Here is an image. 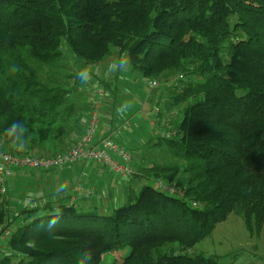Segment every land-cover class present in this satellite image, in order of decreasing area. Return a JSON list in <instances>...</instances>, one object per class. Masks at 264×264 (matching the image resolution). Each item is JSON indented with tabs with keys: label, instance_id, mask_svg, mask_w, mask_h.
<instances>
[{
	"label": "trees",
	"instance_id": "obj_1",
	"mask_svg": "<svg viewBox=\"0 0 264 264\" xmlns=\"http://www.w3.org/2000/svg\"><path fill=\"white\" fill-rule=\"evenodd\" d=\"M68 60L82 78L64 73ZM101 66L112 74L101 78ZM126 72L143 88L159 83L152 104L177 124L174 139L153 128L143 152L117 143L133 128L125 116L107 137L118 133L116 143L142 158L141 167L133 164L137 175L153 184L109 216L63 204L17 214L8 184L0 227L17 224L10 247L20 256L9 253L0 264H102L110 255L117 264H219L186 252L233 213L252 236L261 232L264 0H0V147L20 155L66 152L100 94L102 119L110 105L138 95ZM86 77L95 81L91 93ZM163 148L181 164L145 157ZM158 180L177 183L185 196L159 191Z\"/></svg>",
	"mask_w": 264,
	"mask_h": 264
},
{
	"label": "crops",
	"instance_id": "obj_2",
	"mask_svg": "<svg viewBox=\"0 0 264 264\" xmlns=\"http://www.w3.org/2000/svg\"><path fill=\"white\" fill-rule=\"evenodd\" d=\"M106 67L101 66L96 70L97 74L100 73L101 78L111 75V69L108 70ZM115 68L116 67H114V69ZM126 73L127 81H136L133 76L131 78V73ZM139 82L140 81H136L135 83L138 84ZM142 82L143 81H141V83ZM87 91L91 93V88L87 89ZM152 91L153 89L149 88L148 93H141V91H139L138 95L135 94L136 98H134V102L131 106V116L130 118L126 116V119H123L124 121L129 120L130 123H133V128L122 134L116 141L118 144L123 145L127 149H131L128 147V145L134 143L136 140L135 136H140L137 132L142 130L143 124H146V126L151 128V130L153 129L152 125L149 123V121H147L149 119L147 115L155 109V104H152ZM130 105L131 103L129 102H122L119 105L116 104L113 106L110 105V110L107 111L105 115H103V125L98 139L107 138L112 134L119 123L123 122L121 118H124V109L126 106ZM143 115L144 120L142 119ZM146 118L147 120L145 121ZM142 121H144V123L141 124ZM86 123L87 119L75 132V139H79V137L83 135L86 128ZM135 159V161H137L136 166L141 167L140 160L142 158L138 156ZM81 164L85 163L57 169L46 173V175H43V173L29 174L26 172L29 174V177L33 179V181L31 183L28 181L27 185L25 184V178L24 182L21 181L22 185L24 186L23 188L26 190L25 195L33 196L30 200L35 201V193L41 187L39 192L41 193L42 191L44 196L40 197V199H43V202L47 200L44 205L51 204L52 206L56 207L63 204L69 207L80 209L85 213L97 211L102 216H109L112 215L115 210L125 206L135 195H138L143 188V183L145 180H143V177L141 176L137 175L129 180L121 179L118 181L115 179L117 177L108 168H102L98 165V169L92 170L88 169L87 166H80ZM104 172H109L111 173L110 175L115 177H112L113 181L111 185L108 179L105 178ZM20 177L21 175H18L16 179L17 184L15 183L16 185H9L10 191L11 189L18 192L22 191V188L17 190L19 189L18 186L20 181L18 178L20 179ZM89 191H92V196L90 198H86V195Z\"/></svg>",
	"mask_w": 264,
	"mask_h": 264
},
{
	"label": "built area",
	"instance_id": "obj_3",
	"mask_svg": "<svg viewBox=\"0 0 264 264\" xmlns=\"http://www.w3.org/2000/svg\"><path fill=\"white\" fill-rule=\"evenodd\" d=\"M152 87H157L159 83H151ZM102 94L93 102V108L89 111L86 128L81 137L72 144L66 152L54 157L34 156L28 153L20 155L7 152L0 147V195L5 196L8 193V180L12 177L13 171H24L31 174L48 173L64 167L75 166L80 163L95 162L102 168H108L115 176L124 180L132 179L137 175L138 170L133 167L134 156L128 150L121 148L113 138H118V133H114L112 138L98 141L99 133L102 129L103 102ZM150 123L155 128V136L161 139H174L178 137L177 124L174 119L163 115L161 107L155 108L147 115ZM129 127V124L123 128ZM157 189L169 196L183 198L185 193L177 183L167 180H158L155 182ZM92 196L89 191L86 198ZM194 208L199 205L194 203ZM13 238V232L5 226L0 227V262L4 257L11 253L16 259L20 256L11 251L10 241Z\"/></svg>",
	"mask_w": 264,
	"mask_h": 264
},
{
	"label": "rangeland",
	"instance_id": "obj_4",
	"mask_svg": "<svg viewBox=\"0 0 264 264\" xmlns=\"http://www.w3.org/2000/svg\"><path fill=\"white\" fill-rule=\"evenodd\" d=\"M117 60L118 59H117V54H116L110 61L114 65L115 63H117ZM64 73H66L67 75L75 74L79 78H82L85 74L83 72V69L80 67V65L77 64V62L75 61L73 62L72 60L71 61L68 60V62L66 63L64 67ZM125 75L127 76V73H125ZM86 80H87V82H85L86 90L89 88H92L93 86L94 87L96 86L93 77L91 78L86 77ZM130 85L132 86V89L138 88V90H140L141 93L149 92V87H145V88L142 87L145 85V82L141 83L140 81L138 84L135 83V84H130ZM128 96H129L128 100L125 101L124 103L129 102L131 103V105L126 106V108L124 109L125 110L124 116L125 117L128 116L130 118L131 110H132L131 106L136 96L132 93H130ZM142 119L144 120V115L142 116ZM142 123H144V121H142L141 124ZM141 133H142L141 135L142 137H136L137 141H136L135 146H131L130 148L133 150L141 148L140 150L141 152H143L144 146H143L142 139L152 138L153 135H152L151 128L147 127L146 124L142 125ZM165 150L167 151L166 148H163V150H159L156 153H153V151L150 150L149 153L151 152L153 154H147L145 155V157L149 160H153L151 161V163H155L159 166H162L164 164H181V161L171 156L170 153L168 151L166 152ZM82 165L87 166L88 169H92V170L98 169V165L95 162H86L85 164H81L80 166ZM29 174L24 171H21V172L13 171L12 177L8 180L9 185H16L17 184L16 179L18 175H21L20 179L22 180L18 178L20 182L18 186L19 189L17 190H20L22 188V191L18 192V191L11 189V191H9L10 192L9 195L7 196L10 200L11 209L17 214L20 211H22L23 208L32 209V208H35L37 205L43 206L44 203L47 201L46 200L45 202H43L44 200L40 199V197L44 196L42 194V191L41 193L39 192L41 187L35 193V197H34L35 201L30 200L31 197L33 196L25 195L26 190L25 188H23L24 186L22 185V182H24V178H25L26 185L28 184V181H30L29 183L33 181V179L29 177ZM110 174L111 173L109 172H104L105 178L108 179L111 185L113 181L112 177L114 176ZM43 175H46V174L43 173ZM115 179L118 181L121 180L120 177H117ZM146 184H153V183L150 181H145L143 183V186H145ZM16 227H17V224H14L11 230L14 232ZM45 227L47 228V226ZM186 253L189 254L190 256H197L199 254H203L207 258L217 257L219 264H264V225H263L261 232L258 235L252 236L251 233L247 230L243 218L240 217V215L233 213L232 215H230V217L225 223L219 224L216 227L215 231L210 237L205 239L202 243L198 244L193 250H190L189 252L187 251ZM0 254H2L1 251H0ZM125 255H127V253L122 254L123 258ZM122 260H123L122 257H120V261ZM118 261H119L118 259L116 260L113 258L112 255H110L107 257L106 261L102 264H117Z\"/></svg>",
	"mask_w": 264,
	"mask_h": 264
}]
</instances>
